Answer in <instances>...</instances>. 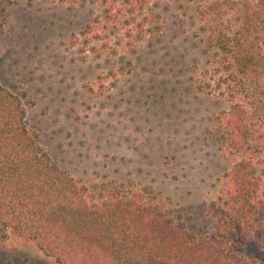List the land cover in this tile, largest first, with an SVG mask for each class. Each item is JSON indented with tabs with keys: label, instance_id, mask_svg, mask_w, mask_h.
Returning a JSON list of instances; mask_svg holds the SVG:
<instances>
[{
	"label": "rangeland",
	"instance_id": "rangeland-1",
	"mask_svg": "<svg viewBox=\"0 0 264 264\" xmlns=\"http://www.w3.org/2000/svg\"><path fill=\"white\" fill-rule=\"evenodd\" d=\"M261 2L12 0L0 4V81L23 101L40 150L80 184L156 195L191 232L213 236L233 167L222 119L232 102L197 79L228 66L221 35L235 39ZM256 243L263 230L245 259L263 260ZM0 264L56 263L11 233Z\"/></svg>",
	"mask_w": 264,
	"mask_h": 264
},
{
	"label": "trees",
	"instance_id": "trees-1",
	"mask_svg": "<svg viewBox=\"0 0 264 264\" xmlns=\"http://www.w3.org/2000/svg\"><path fill=\"white\" fill-rule=\"evenodd\" d=\"M262 8L264 0L247 10L235 39L221 35L228 66L197 79L199 90L210 87L232 102L222 119L233 167L215 235L191 232L156 195L113 182L80 184L40 150L23 101L0 81V240L13 233L56 264H264L242 254L264 231Z\"/></svg>",
	"mask_w": 264,
	"mask_h": 264
}]
</instances>
